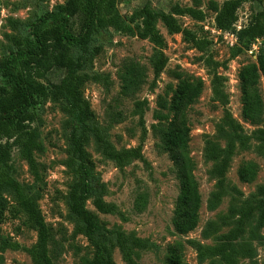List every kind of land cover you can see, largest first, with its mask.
<instances>
[{"label":"rangeland","instance_id":"374dc122","mask_svg":"<svg viewBox=\"0 0 264 264\" xmlns=\"http://www.w3.org/2000/svg\"><path fill=\"white\" fill-rule=\"evenodd\" d=\"M66 0H0V65L3 59H10V65L17 68L23 54L13 36L23 37L30 30V24L46 11H51ZM204 3L207 0H202ZM219 2L223 0H217ZM156 11H170L175 4L191 5L192 0H119L118 10L125 21L144 3ZM246 2L237 11L238 29L247 23L254 9L264 5ZM178 21L195 34L197 39H206L209 44L198 49L194 43L181 33H168L158 20L164 45L161 49L167 58L162 71L155 75L152 62L156 54L154 45L147 39L136 35L107 28L101 31L92 44L82 83V97L87 100L93 119L102 133L116 149L140 145L142 157L132 159L122 166L106 158L92 134L88 135L84 147L92 160L94 172L101 184L104 201L114 205L110 213H99L89 198L85 205L93 212L104 230L99 235L107 242L113 236L111 231H122L126 235L143 240L146 247L137 249L138 264H164L168 247L180 242L183 244L186 264H224L217 256L199 261L196 250L187 241H197L205 246L217 243V236L227 232L232 226H223L217 232L204 234L208 221L219 223L231 207L245 205V200L256 191L258 184L264 183V148L256 133L264 129V114L258 123L250 122L242 116L240 72L243 66L256 62V54L264 48V37H259L248 48L236 53L238 46L235 34L218 29L214 14L208 11L203 21H195L188 16H177ZM136 19L132 24L138 22ZM76 26V25H75ZM130 64L144 71V82L132 96H122L120 75ZM216 72L224 79V90L228 96L225 106L232 117L240 123L241 138L235 139V149L226 171V191L219 203L210 208L208 202L216 191V176L212 172L214 160L205 156L206 141L224 147L232 132L223 126L224 108L212 100V78ZM181 78L201 79L202 90L187 108L186 119L189 126L188 153L193 160V175L196 179L201 203L198 210L197 225L191 231L178 233L173 225V215L180 193L179 178L167 152L158 147L157 136L152 132L153 111L159 96L170 98ZM59 71L50 73L51 80L57 79ZM4 83L0 76V85ZM264 100V80L258 83ZM136 102L139 104L136 105ZM62 99L47 98L35 105L39 116L32 126L38 132V140L43 149L34 151L40 180L34 179L26 161L16 147L12 149L11 163L15 178L26 192L32 194L47 223L55 230V238L60 241V249L55 253L54 264H80L79 257L92 248L82 234H74L78 221L68 209L69 186L75 179L66 165L68 157L69 116L64 110ZM143 121V126L141 124ZM243 141V142H241ZM246 162L257 167L255 178L250 182L239 179L238 168ZM237 189V192L233 190ZM8 202L4 219L0 222V239L17 241L23 246L35 243L37 233L14 216L15 199L4 190ZM256 215L247 223L243 236L237 241L253 248L251 257L238 258V264H264V224L256 227ZM79 246V252L75 247ZM114 264H126L121 251L114 246ZM0 264H34L29 255L19 249L0 250Z\"/></svg>","mask_w":264,"mask_h":264},{"label":"trees","instance_id":"16d2710c","mask_svg":"<svg viewBox=\"0 0 264 264\" xmlns=\"http://www.w3.org/2000/svg\"><path fill=\"white\" fill-rule=\"evenodd\" d=\"M119 0H66L55 9L46 11L30 24V30L23 37L13 36L18 49L23 54L17 68L10 65V59H3L0 76L4 83L0 85V222L4 219L8 202L3 195L10 191L15 199L14 216L22 215L23 223L37 233L35 243L23 246L17 241L0 239V250L10 248L25 251L34 264H54L55 253L59 252L60 241L55 238L54 228L45 221L35 197L26 192L23 185L14 176L11 163L12 149L16 147L26 161L34 179L40 180L39 169L34 151L43 146L38 140V132L32 124L39 116L35 105L41 100L62 99L64 110L69 116L70 132L68 137V157L66 165L75 179L69 186L67 196L68 209L78 221L74 234L84 235L92 248L91 252L80 255V264H114L112 251L117 246L126 264H138L143 249V240L126 235L122 231H111V241L99 235L104 230L97 216L85 205L92 198V205L99 213H110L114 205L104 201L101 196V184L94 172L92 160L84 147L88 135L92 134L102 154L122 166L132 159L142 157L140 145L125 149H116L105 137L93 119L89 103L82 97V83L92 44L101 31L112 28L116 31L133 34L149 40L156 49L152 62L154 74H159L167 63L161 49L164 39L157 28L160 20L168 33H181L194 45L203 50L209 41L197 39L195 34L185 28L177 16H188L195 21H203L208 11L214 14V23L222 31H232L238 43L236 53L250 47L256 39L264 37V5L252 10L246 24L236 29L237 11L246 2L261 0H192L191 5L175 4L170 11H154L146 2L134 11L129 21L122 19L118 10ZM136 19L138 22L132 24ZM76 25V26H75ZM53 71L60 74L55 80L49 75ZM170 98L159 96L153 111L152 132L157 136L158 147L167 152L176 169L180 193L173 215V225L178 233L184 234L197 225L201 197L193 175L194 163L188 153L189 126L186 119L187 108L199 96L202 90L201 79L181 78ZM242 116L258 123L264 114V100L259 92L260 77L264 80V48L256 54V62L242 67L240 72ZM122 96H132L144 82L141 67L130 64L120 75ZM224 79L216 72L212 78V100L224 108L223 126L230 128L232 136L224 147L213 141H206L205 156L215 161L212 172L216 176V191L208 202L215 207L226 191V171L235 149V139L241 138L242 127L225 106L228 96L224 90ZM139 103L136 102V105ZM143 126V121L141 119ZM144 127V126H143ZM145 131V127L143 129ZM263 142L264 129L256 132ZM243 142V141H241ZM257 173L253 162L243 163L238 168L241 181H252ZM237 192V189L233 187ZM256 215V227L264 224V183L256 186V191L245 200L241 207H231L219 223L208 221L204 234L217 232L221 227L231 225L225 233L217 236V243L205 246L189 240L188 244L196 250L199 261L208 257H219L224 264H238V258L251 257L253 248L244 242L237 244L243 236L247 223ZM79 246L75 247L79 252ZM164 264H186L183 244L175 242L168 247Z\"/></svg>","mask_w":264,"mask_h":264}]
</instances>
